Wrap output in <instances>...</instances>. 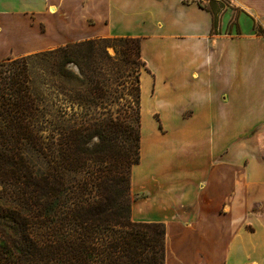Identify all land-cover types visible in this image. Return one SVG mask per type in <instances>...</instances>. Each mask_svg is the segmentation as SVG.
Returning <instances> with one entry per match:
<instances>
[{
  "label": "crops",
  "instance_id": "0c3cea01",
  "mask_svg": "<svg viewBox=\"0 0 264 264\" xmlns=\"http://www.w3.org/2000/svg\"><path fill=\"white\" fill-rule=\"evenodd\" d=\"M212 1L216 29L193 0H0V61L140 39L133 221L165 225V264H264V0Z\"/></svg>",
  "mask_w": 264,
  "mask_h": 264
},
{
  "label": "trees",
  "instance_id": "16d2710c",
  "mask_svg": "<svg viewBox=\"0 0 264 264\" xmlns=\"http://www.w3.org/2000/svg\"><path fill=\"white\" fill-rule=\"evenodd\" d=\"M222 8L207 9L214 29ZM140 48V39H94L0 61V264H165V225L132 220L126 179L140 163V114L110 128L102 118L112 80L120 99ZM135 92L139 105L138 77ZM111 149L121 185L96 199L84 173L101 163L102 184Z\"/></svg>",
  "mask_w": 264,
  "mask_h": 264
},
{
  "label": "rangeland",
  "instance_id": "374dc122",
  "mask_svg": "<svg viewBox=\"0 0 264 264\" xmlns=\"http://www.w3.org/2000/svg\"><path fill=\"white\" fill-rule=\"evenodd\" d=\"M192 0H187V3H189ZM197 3H199L201 6L208 9L209 2L211 0H193ZM223 1V0H221ZM224 5L227 8H231L230 4L226 1H223ZM98 39H115L114 37H107V38H98ZM108 52L110 55L114 56L115 52L112 48L108 49ZM130 57L126 61L128 62L125 65V68L127 69V83L126 87L124 88V96L120 99L117 96L116 93V86L115 85L117 80H112V85L110 88H112L110 97L107 101L106 107L102 110L103 115L102 118L106 120L108 123V127H111V121L115 120L120 114H122V118L127 120V122L134 121L135 118H137V114H140V162H141V151H142V111H141V100L140 104L137 105L136 99H135V85H136V79L137 77L139 80L141 79L142 74L147 70V67L145 64H143L142 56L141 59H138L135 54V50H131L129 53ZM71 70L76 71L74 67H71ZM118 71V68L115 67L114 73ZM122 88V87H120ZM139 111V112H138ZM145 125V130H147L146 135L148 134V130L150 129V123L146 122V120L143 121V126ZM171 124H168V135H161L159 138L154 139L153 145H158L163 151L172 150V144H173V130L170 126ZM135 127V126H134ZM146 132V131H145ZM147 137V136H146ZM96 141V140H95ZM145 142L147 140L145 139ZM115 151L110 150L109 158L105 160V162L102 164L103 167H105V172L102 178V184L100 183V179H96L97 173H95V170L101 165V163L96 164L94 161H90L89 165L90 167L87 169V171L84 173L85 180L88 182V190L90 191L92 196H95L96 199H100L102 195H109L113 194L115 195L116 190L120 188L121 185V178H117V176L114 178L113 174H115L116 168H115ZM140 163L137 165L139 166ZM137 166H133L128 169V176L126 179V183L129 185V190L131 193V200H132V206L133 203L137 200H140L142 195H136L133 192V185H132V179H133V173ZM101 184V186H100ZM104 193V194H103ZM133 220V219H132ZM165 249H166V239H165ZM166 255V254H165ZM166 258V256H165Z\"/></svg>",
  "mask_w": 264,
  "mask_h": 264
},
{
  "label": "bare ground",
  "instance_id": "6f19581e",
  "mask_svg": "<svg viewBox=\"0 0 264 264\" xmlns=\"http://www.w3.org/2000/svg\"><path fill=\"white\" fill-rule=\"evenodd\" d=\"M144 121V120H143ZM144 131H146V133H147V130H145V125H144ZM154 161V160H153ZM163 170V169H162Z\"/></svg>",
  "mask_w": 264,
  "mask_h": 264
}]
</instances>
